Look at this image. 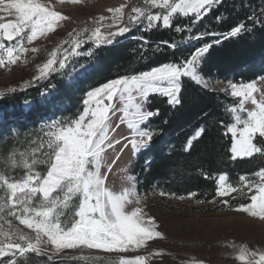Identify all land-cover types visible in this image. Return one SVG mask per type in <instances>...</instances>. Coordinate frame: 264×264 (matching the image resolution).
<instances>
[{
  "label": "snow or ice",
  "instance_id": "obj_1",
  "mask_svg": "<svg viewBox=\"0 0 264 264\" xmlns=\"http://www.w3.org/2000/svg\"><path fill=\"white\" fill-rule=\"evenodd\" d=\"M58 2L80 4L83 0ZM223 2L224 0H144L146 8L134 7L125 27H119L125 19V8L109 9L111 18L100 17L88 39L82 38L84 32H89L88 29L70 33L69 38L50 54L47 62L38 66V75L30 84L34 85L36 81L45 80L51 74L68 68L70 57H92L94 53L91 50L79 52L87 43H92L94 48L111 45L117 37H123L132 31L134 26H142L141 31L144 32L151 31L158 25L171 29L173 20L178 16L192 18L194 25L199 24ZM148 9L166 10V14H152ZM0 12L9 16L15 13V22L0 23V68L16 65L29 52H38V49L28 48L26 44L31 45L34 41L55 33L61 23L68 19L41 0H11L8 3L0 0ZM259 16L264 17V8L260 9ZM4 18L0 16V20ZM109 19L111 23L108 22ZM222 19L223 16H218L216 22L221 23ZM248 20L260 23L255 16H249ZM245 25L246 22H241L229 33L211 32L207 35L219 43L224 39L237 37L246 30L251 31ZM113 27H118L119 30L102 35L104 28ZM175 31L186 32L187 29L176 28ZM203 38V35L188 37L189 40L196 41ZM141 43L146 45L148 41ZM64 45H70L71 50L65 49ZM168 46L176 47L175 44ZM212 46L209 44L198 48L186 61L179 64H168L146 73L116 79L88 92L83 100L84 109L75 119L48 124L41 130L40 137L31 141L30 148L25 151L11 150L6 158L7 162L0 158V164H5L0 170V259L8 257V264H17L18 259L22 260L28 254L46 256L41 250L46 245L53 246L56 254L66 249L122 254L138 252L146 248L150 241L164 239L162 233L157 231L159 225L154 219H146V213L141 207L127 211L128 205L140 202L135 188L129 187L115 193L106 187L107 175L101 174L104 154L115 150L117 145L123 144L126 149L130 144L135 153L150 147L154 135L158 133L142 131L140 125L146 124L159 113L147 112L141 104H136V121L128 122V127L133 130L131 137H125L128 143L122 140L112 141L110 121L113 116L110 114L116 112L115 103H122L124 108L121 111L126 118L130 102L139 100L147 103L148 97L154 94L168 97L170 104H178L182 78H189L197 85L207 88L209 81L199 74L198 69L200 59ZM229 88L230 95L239 101V107L227 109L234 121L225 133H230L233 137L230 149L232 159H250L255 155H264V93H261L256 83L240 86L230 84ZM15 91L17 89L10 90ZM257 93L261 94L259 100ZM6 94L8 93L0 92V98ZM249 102L255 106V110L245 112V105ZM203 131L201 128L192 140L199 139ZM258 139L262 142L260 146L256 143ZM190 147L191 140L186 150ZM116 160H119V155ZM114 163L108 167V173H111ZM41 166L46 169L44 173L37 171ZM17 170L23 172V175H14ZM126 179L134 184L136 177L128 176ZM216 179L218 196L243 190L227 184L226 175ZM254 180L255 182L250 183L248 177L241 178L240 182L243 188L248 189L246 194L251 202L234 210L264 221V170L255 173ZM77 198L78 203L74 206L73 201ZM70 208L72 220L65 224L62 217ZM5 209L10 211L20 225L31 230L34 236L13 229L10 223L6 231L3 216ZM163 254L154 252L149 256L138 255L132 259L119 258L112 264H149L153 256ZM73 259L89 261L102 260V257L76 256ZM235 259L241 264H264V252L258 254L250 251L247 245H241L238 246ZM193 264H196L195 260Z\"/></svg>",
  "mask_w": 264,
  "mask_h": 264
},
{
  "label": "trees",
  "instance_id": "obj_2",
  "mask_svg": "<svg viewBox=\"0 0 264 264\" xmlns=\"http://www.w3.org/2000/svg\"><path fill=\"white\" fill-rule=\"evenodd\" d=\"M134 7L146 8V5L139 2L130 6V14ZM261 8H264V0H224L222 5L199 24L194 25L192 18L178 16L173 20L171 29L158 25L153 30L144 32L141 31L142 26H134L132 31L123 37H117L111 45L94 48L92 43H87L83 49L92 50L93 56H80L76 61L78 65L93 61L96 66L77 85L74 84L75 90L74 87L67 86L60 79V73L56 72L49 76L48 81L39 82L28 93L37 95L41 88L50 84L56 85L59 91L53 100L68 102L63 113L65 112L64 116L68 120H72L81 109L79 92L98 88L116 79L146 73L164 65L179 64L186 61L198 48L209 44L213 46L206 53L201 65V72L207 78L218 77L237 84L255 81L264 76V17L259 16ZM148 11L152 14H166V10ZM218 16L224 17L221 23L216 22ZM249 16L257 17L260 23L249 21ZM241 22H246V29L250 28L251 31L246 30L237 37L224 39L219 43L207 35L211 32L229 33ZM127 25L128 20L125 22V26ZM95 26L82 28L77 32L88 29L89 32H84L82 37L88 39ZM176 28H186L187 31L177 32ZM195 35H203L204 38L199 41L188 39ZM144 40L148 41L146 45L141 43ZM170 44H175L176 47L171 48L168 46ZM180 89L178 104H170L168 97L159 94L150 95L145 104L148 112H158L159 115L148 120L146 124H141L140 128L142 131L151 130L158 134L154 135L147 150L137 153L132 174L136 177L138 191L155 200L170 197L202 204L219 201L220 204L215 208L219 211L249 203L246 193L239 192L223 201L217 195L216 178L222 174L228 176L232 187L239 188L242 186L240 181L243 176L264 169V155H255L250 159H232L230 149L233 137L230 133H225L234 121L227 109L236 107L239 101L223 89L205 88L189 78L181 79ZM26 93L10 92L0 103L7 110L10 104H21L29 95ZM47 112L37 108L26 114L32 128L26 127L25 122L14 120V127L19 130L18 137L32 138L37 132V118ZM5 116L18 119L20 111L12 110L6 112ZM201 128L204 130L203 135L192 140ZM190 140L191 147L186 150ZM256 143L260 146L262 142L258 139ZM11 144L12 140L0 143V158L7 156ZM46 254L28 255L38 259L41 264H104L99 260L82 261L67 257L59 259ZM9 259H0V264H8ZM17 264H28V259H18Z\"/></svg>",
  "mask_w": 264,
  "mask_h": 264
},
{
  "label": "rangeland",
  "instance_id": "obj_3",
  "mask_svg": "<svg viewBox=\"0 0 264 264\" xmlns=\"http://www.w3.org/2000/svg\"><path fill=\"white\" fill-rule=\"evenodd\" d=\"M8 2H11V0H5V3ZM41 2L50 4L53 10L67 16L68 19L61 23L55 33H51L47 37H42L34 41L31 45L26 44L28 48L38 49V52H29L22 56L21 61H18L16 65L8 68H0V92L10 93L11 89H17V91L27 92L26 94L28 95V91L39 84V82L48 81L49 77L42 81H36L34 85L30 84L38 75V66L47 62L50 54L69 38L70 33H76L79 29L97 25L100 17L111 18L112 13L109 9H116L119 7L125 8L124 22L119 25V27H124L130 15L128 12L129 7L139 2L144 3V0H83L80 4H71L67 2L61 4L58 0H41ZM0 16L5 17L3 20H0V23L15 22L14 12L10 16L4 12H0ZM108 22L111 23V20L109 19ZM118 30V27L104 28L102 30V35ZM14 43L15 42H13V44ZM68 47L69 45H64V48L70 51L71 48L68 49ZM83 48L84 47L79 49L80 53L89 51ZM80 56L83 57L84 55ZM80 56L75 58L70 57L68 68L59 72L60 79L64 80L67 86L74 87V90L76 89L74 84L77 85L78 81L84 78L85 75L90 74L91 69L96 66V63L93 61H91V63L78 65L76 59L78 60ZM204 57L205 56L200 59L198 71L201 76L209 81V88L213 90H227L225 92L230 95V84L240 86L241 84L256 83L257 87L261 89V93H264V76L252 82L239 84L229 83L218 77L207 78L201 72V65ZM95 89L97 88L85 92L82 91L83 94L82 92H79L81 94L78 93L79 98H81L79 106L81 109H79L78 115L84 109L83 100L86 94ZM58 91L56 85L50 84L41 88L37 95H33V93L31 95L29 94L21 104H10L7 110H5L4 105L0 103V143L6 140H12V144L9 145L7 150V156L11 150L25 151L30 148L32 146L31 141L38 139L41 130L48 124L54 121H68V118L64 116L65 112L63 113L68 106V102L65 101V103H63L53 100V97L58 94ZM77 91L79 90H76V92ZM80 95H82V97H80ZM133 95L136 96L135 93ZM256 96L258 100L261 99L260 93H257ZM3 97L6 96L4 95ZM3 97L0 98V100H3ZM138 103L147 111L145 107L146 103L135 100L128 104L126 118L124 112L121 111L124 105L122 103H115L116 112L110 114L113 116L110 121V134L112 135L113 142L115 140H122L124 143H128L125 137H131L133 135V130L128 127V122L131 121L134 123L136 121L135 106ZM236 107H239V105ZM37 108L43 112L48 111L46 115L37 118V132L32 138L18 137L19 130L14 127L15 121L25 122L26 127L32 128V123L30 119L26 118V114ZM12 110L20 111L18 119L16 117L10 118L9 116H5L6 112ZM251 110H255V106L249 102L245 105V112ZM104 155V167L101 169V174L107 175L106 187L115 193H120L126 188L134 187L140 202L139 204L133 203L128 205L127 211L130 212L136 207H141L144 213H146L145 218L154 219L156 224L159 225L157 231L162 233L164 239L150 241L146 248L138 252L122 254H107L97 250L79 249H66L56 254L51 245L42 247V252L49 253L59 259L66 257L73 259V257L76 256H98L102 257V260L99 261L104 264H112L113 261L119 258L132 259L138 255L149 256L154 252H161L164 254L161 256H153L149 264H193V260H195L196 264H201V262L202 264H241L240 261L235 259V256L238 254V246L247 245L250 251H256L258 254L264 252V221L250 217L247 213L236 212L234 209L237 207L222 211L216 210L215 208L220 204L219 201L209 203V205L205 203L186 202L181 199L170 197L162 200L148 198L138 191L136 181L133 184L126 179L128 176H134L132 174V169L137 161V153L134 152L130 144L126 149L123 147V144L117 145L115 150H109ZM118 155L119 160H116ZM7 156L2 157L5 159V162H7ZM18 160L19 157H17V161ZM113 163L114 167H112L111 173H108L107 169L109 166L113 165ZM4 167L5 164H0V170ZM37 171L44 173L46 169L41 166ZM14 175L21 176L23 172L17 170ZM226 177L227 184H230L227 175ZM243 177H248L250 183L255 182V173ZM239 188L243 190L233 192L231 195L219 196L220 200L223 201L228 197L235 196L239 194V192H248V189L243 188V185ZM78 199L79 198L73 201L74 206L78 203ZM38 200L39 197H37V201ZM247 204L241 206H246ZM3 216L6 231L10 223L13 229H19L20 232L25 235L34 236L31 230L20 225L19 221L11 216L8 209L4 210ZM71 220L72 208L65 212L62 217V222L68 224ZM229 245H234L235 247H230ZM25 258L28 259V264H41V262L33 256L27 255Z\"/></svg>",
  "mask_w": 264,
  "mask_h": 264
}]
</instances>
